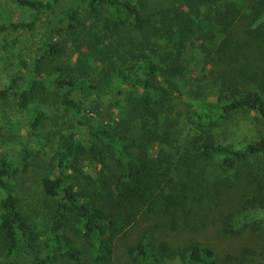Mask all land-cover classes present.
<instances>
[{
	"label": "trees",
	"instance_id": "16d2710c",
	"mask_svg": "<svg viewBox=\"0 0 264 264\" xmlns=\"http://www.w3.org/2000/svg\"><path fill=\"white\" fill-rule=\"evenodd\" d=\"M17 2L31 8L32 17L21 21L1 19L0 35L31 31L44 15L47 17L39 54L30 61L32 67L24 63L33 76L26 82L18 102L23 110L30 112L31 134L37 135L47 117L44 110L33 104L39 93L47 89L64 90L61 102L72 122L48 161L47 172L40 178L45 195L60 197L53 213L50 247L37 264H51L50 252L59 249L62 241L66 243L65 255L77 263L81 261L82 250L63 231L73 220L91 249L92 262L110 264L118 234L158 198L155 185L161 167L156 166L148 149L153 143L164 142L167 133L176 138L175 124L166 117L163 106L186 86L179 85L176 79L185 75L188 82L191 79L190 58L185 56L187 45L198 46L199 52L216 49L215 52L232 54L240 45L234 43L232 27L241 15L250 18V23L257 22L254 28L248 27L250 37L264 41V0ZM84 3L86 6L81 7ZM86 21L90 22L86 24ZM55 29H67L73 38L82 41L77 45L76 62L56 66L58 74L46 72L42 66L56 51H62L57 43L48 40ZM84 32L87 36L81 38L79 33ZM13 85L14 79L6 89L0 90V97ZM126 86L131 88L126 91ZM75 90L108 97L121 119L94 122L96 107H85L82 100L73 97ZM183 99L189 107L186 119L197 132L183 140L188 148L182 150L179 160L189 159L191 155L221 156L222 168L231 170L249 157L264 154V136L235 148L231 143L218 142L212 133L243 107L257 111L264 118V97L257 89L231 85L216 95ZM137 119L141 125L134 135H129L125 130ZM82 132L88 134V140L81 138ZM29 152L23 144L13 159L0 157V189L4 193L0 200V233L5 239V257L0 264H13L7 257L16 255L22 242L28 248L34 247L33 225L12 188L16 164L25 169ZM91 164L102 167L95 177L85 169V165ZM70 175L84 184L67 183ZM245 175L255 187L237 208L224 214L225 233L240 231L233 226L240 211L264 209L262 179L256 173ZM126 249L138 264H174L169 263L166 246L154 238H139ZM173 251L185 259L184 264H251L254 253L243 247L239 255L228 252L221 260L211 246L198 243L190 245L186 254L179 247Z\"/></svg>",
	"mask_w": 264,
	"mask_h": 264
},
{
	"label": "rangeland",
	"instance_id": "374dc122",
	"mask_svg": "<svg viewBox=\"0 0 264 264\" xmlns=\"http://www.w3.org/2000/svg\"><path fill=\"white\" fill-rule=\"evenodd\" d=\"M85 6V3L81 5ZM32 14L31 8L20 5L17 0H0V21L29 20ZM46 18L44 15L31 31L21 30L0 35V90L6 89L14 79L13 87L4 97H0V157L13 159L23 144L30 151L25 169H20L16 164L12 188L33 225L34 247L28 248L22 242L17 254L7 257L13 264H37L50 247L53 213L60 196L45 195L40 178L47 172L49 159L61 136L70 129L72 123L70 114L61 102L63 89L41 91L35 99L33 104L47 115L37 135H32L30 131V112L18 104L21 91L26 89V82L33 76V72L24 63L30 65V61L39 54ZM250 21L245 15L234 21L232 36L235 45H240L232 54L215 52L216 49L199 52L198 46L187 45L185 56L190 58L188 66L192 70L191 79L188 82L186 75L176 79L179 85L186 86L182 93L173 94L163 106L166 117L175 124L176 138L173 139L167 133L164 142L153 143L148 149L156 166L161 167L155 185L158 198L146 210L143 209L146 212L118 234L110 264H138L129 256L126 248L139 238H154L166 246L169 250V263L184 264L185 259L173 250L179 247L185 249L186 254L190 245L198 243L211 246L221 260L228 252L239 255L243 247H249L254 251L250 257L251 264H264V209L240 211L233 222L235 230H240L236 233H225L222 229L224 214L237 208L239 202L255 187L254 182L246 179L245 174L256 173L264 185V154L249 157L231 170L222 168L221 156L201 158L191 155L189 159L179 160L182 150L188 148L183 140H188L197 132L186 119L189 107L183 97L216 95L231 85L253 87L264 97V41L250 37L248 27L254 28L257 23ZM89 22L86 21V24ZM79 35L83 38L87 33ZM48 37L62 51H56L42 66L46 72L50 70L56 74V66L76 62L79 54L76 51L77 45L82 41L73 38L67 29H55ZM84 49L85 45L82 44L81 50ZM130 88L125 87L126 91ZM72 95L82 100L85 107H96L94 122H109L122 117L106 96H98L93 92L81 93L79 90L73 91ZM119 97L122 98V95ZM140 125V120H134L133 125L125 131L134 135ZM212 133L218 142L231 143L235 148H241L264 136V118L257 111L243 107L234 111L227 123L212 130ZM80 135L88 140L86 132ZM101 168V164L85 165L93 177L98 175ZM66 182L84 184L83 180H73L71 175L66 178ZM3 195L0 189V200ZM77 228L78 223L73 220L63 231L82 250L81 261L77 263L65 255L66 243L62 241L59 249L50 252L51 264H95L91 260V249ZM3 257L5 239L0 233V260Z\"/></svg>",
	"mask_w": 264,
	"mask_h": 264
}]
</instances>
